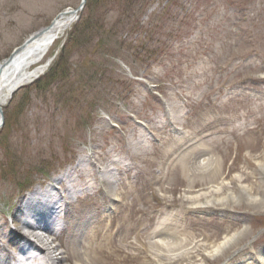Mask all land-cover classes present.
<instances>
[{
    "label": "rangeland",
    "instance_id": "374dc122",
    "mask_svg": "<svg viewBox=\"0 0 264 264\" xmlns=\"http://www.w3.org/2000/svg\"><path fill=\"white\" fill-rule=\"evenodd\" d=\"M81 2L0 0V62ZM91 3L37 74L82 23L89 29L66 49L68 75L19 90L5 107L0 233L19 227L14 215L33 185L61 176L74 195L68 228L51 236L60 263L75 264L73 218L90 212L117 244L132 226L102 264H160V238L170 259L179 256L172 264H264V0H136L127 12L129 0ZM204 161L217 171H198ZM214 188L236 199L205 208L186 200ZM108 198L117 213L103 218ZM242 230L222 255H205Z\"/></svg>",
    "mask_w": 264,
    "mask_h": 264
},
{
    "label": "bare ground",
    "instance_id": "6f19581e",
    "mask_svg": "<svg viewBox=\"0 0 264 264\" xmlns=\"http://www.w3.org/2000/svg\"><path fill=\"white\" fill-rule=\"evenodd\" d=\"M59 15L60 16L53 22L52 27L45 28L40 32L35 33V39L22 48L20 53L13 58L12 64L1 74V107H3V105L10 100L13 89L20 85L31 82V80L34 79L35 76H37V74L41 71V68H39L40 62L44 60V57H46V55L50 52L55 42L59 40L61 36H63L64 33L70 30L73 26L74 14H72V12L63 11V13ZM211 162L213 161H204L203 163H200V165H196L195 167L198 171H200L202 167L208 164L212 172H216L217 170L213 169L214 164H211ZM260 167L262 168V171H264V165L260 164ZM106 180L108 183V179ZM57 183L59 184V186L62 183L61 176L57 180ZM85 185L90 188L92 184L90 185L88 182H86ZM43 187L44 184H36V187H33L29 194L24 196L19 202V207L22 211L21 217L18 220L20 225L16 230H12L9 232V234L6 235L5 238L7 239V247L6 249L0 250V252L2 251V253H0V264H11L12 259L15 264H60L55 259L54 252L56 250V247L53 246L51 236L54 233V228L58 225L56 220L62 215H64V217L66 216V212L63 209L65 205L70 204V198H72L74 192L72 188V190L68 189V196H63V194H61L59 198L60 200L55 203L61 213H53L50 218L46 208H53V204H51L52 199L50 193L53 188L50 186L46 189H43V191H40V189ZM221 192V188H214L212 190V194L210 192L203 193L199 196H191V198L186 196V200L189 201V204H192L193 206H204L202 208H205V206L207 207L213 205H221L228 199H231L233 201L236 199V196L232 191L227 193L226 196L223 195L222 197ZM243 193H247V190L244 189ZM107 195L108 192H104V196L106 197ZM32 196L33 198L31 199ZM248 199L250 203L254 204L260 201L257 197L253 198L251 196H249ZM113 209H115V207H113L112 205V211ZM122 209L124 210L125 208L122 207ZM94 215H91L90 212L88 214H85L82 223H80L78 216H75L73 218V220H78L74 222L75 225L73 227L74 236L76 238L74 242L78 247L76 249V252L78 254L74 262L75 264H102V255L103 253L104 255L106 254L105 251L107 249L114 252L117 250L118 246H123L129 240L128 232L132 229V226L127 227V233L119 238L120 240L117 244L110 234L111 229L109 227L105 229L100 222H96L93 224L91 223ZM101 216L103 218L110 217V215L106 214H101ZM42 217L44 219V222L40 226V230L47 233L50 242L46 239L47 235L45 233L37 232V228L39 225L38 223ZM128 220H130V217H127L124 222H127ZM140 221L141 220H139L138 222ZM5 225L6 224H4V226ZM123 225L124 223H121L118 229H122ZM64 229H66V226H64ZM244 233H246V230L236 232L235 234L230 236H225V238L219 244L210 245L208 251L207 249H205V251L207 252L205 255L207 257L215 259V257L222 255L224 252H226V250L235 246L237 241ZM156 235L159 236L160 234ZM100 236L102 241L98 240ZM136 239L139 243V234ZM159 240L160 241L157 242L154 249H157L159 252V255L157 256L160 264H166V260L171 261L172 264L174 258L177 259L179 256L175 255L174 258L170 259L166 254H170V245L172 244H167V241L162 238H160ZM139 249L143 251V255L147 254L148 248L146 247L144 242L140 243ZM11 250H15L16 255H20L21 257L18 260L15 256L12 257ZM132 254H135V252L132 251ZM136 258L137 257H132L131 260ZM262 260H264V258Z\"/></svg>",
    "mask_w": 264,
    "mask_h": 264
},
{
    "label": "trees",
    "instance_id": "16d2710c",
    "mask_svg": "<svg viewBox=\"0 0 264 264\" xmlns=\"http://www.w3.org/2000/svg\"><path fill=\"white\" fill-rule=\"evenodd\" d=\"M92 0H89V2H87L89 4V6L92 5L91 3ZM116 2H118L119 0H114ZM130 1V6L129 8H125L126 12L128 9L132 8L133 6H135L136 4V0H129ZM88 6V5H87ZM86 6V7H87ZM88 8V7H87ZM86 9V8H85ZM82 23L79 24L78 28L75 30V32H73L70 36V39H68V41L65 44V48L63 49V52L61 53V55L58 57V60L55 62V64L50 68L51 70L45 74V76H43L42 78L38 79L32 86L26 88V92L27 94L31 93L30 91L32 89H38L41 88L42 86H44L45 84H52L56 81H61L63 80L66 75H68L69 70H65L63 68L64 65V61H65V57L66 56V49H70V46L74 45L76 43V38H77V32L79 33L80 31V35L82 37H84L83 35L86 33V31L89 29V26L86 27V29H84L82 31L83 26L81 25ZM5 115H6V122L5 125H9L11 123V114H8V111H5ZM6 128V127H5Z\"/></svg>",
    "mask_w": 264,
    "mask_h": 264
},
{
    "label": "water",
    "instance_id": "95a60500",
    "mask_svg": "<svg viewBox=\"0 0 264 264\" xmlns=\"http://www.w3.org/2000/svg\"><path fill=\"white\" fill-rule=\"evenodd\" d=\"M82 3H83V4H82V7L80 8V10L83 9V8L85 7L86 0H83ZM78 11H79V10H78ZM78 11H76L75 13H77ZM6 63H8V62H6ZM0 115H2V110H1V109H0ZM3 117H4V116L2 115V119H3Z\"/></svg>",
    "mask_w": 264,
    "mask_h": 264
}]
</instances>
